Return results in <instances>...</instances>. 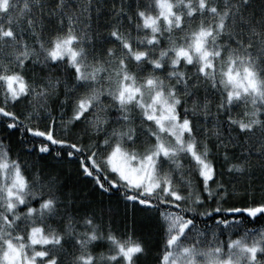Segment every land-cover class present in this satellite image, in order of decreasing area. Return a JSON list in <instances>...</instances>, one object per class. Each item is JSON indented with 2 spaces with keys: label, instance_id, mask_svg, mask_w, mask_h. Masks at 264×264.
<instances>
[{
  "label": "snow or ice",
  "instance_id": "1",
  "mask_svg": "<svg viewBox=\"0 0 264 264\" xmlns=\"http://www.w3.org/2000/svg\"><path fill=\"white\" fill-rule=\"evenodd\" d=\"M152 214L155 264H264V0H0V264H143Z\"/></svg>",
  "mask_w": 264,
  "mask_h": 264
},
{
  "label": "trees",
  "instance_id": "2",
  "mask_svg": "<svg viewBox=\"0 0 264 264\" xmlns=\"http://www.w3.org/2000/svg\"><path fill=\"white\" fill-rule=\"evenodd\" d=\"M21 139L20 135L17 133L15 136L12 137L11 141V147L13 149L14 154L19 152L22 159L28 160V161H34L35 156L28 155L27 153L23 152L22 145L19 143V140ZM237 153L239 152V149H236ZM223 163V154L221 153L220 156L216 158V167L218 171H223L224 169L221 167ZM42 166L45 167L48 171H56L59 172L61 175V178L65 184L64 191H72L74 195L77 197V200H79L80 197L86 196L88 201L92 202L95 208L97 209V212L99 213V210L101 208H109L111 207L115 213L112 219L113 227L117 229L118 231L122 232L124 230V208L122 204H117L115 200H112L109 202V200L105 198H101L98 193L91 191V185L82 181L77 177L76 169L77 164L75 162L69 164L67 162L64 163H58L55 160L47 159L46 161L41 162ZM225 179L227 180L228 177L225 176ZM241 194H238L236 199L230 200L229 204H236V206H243V200L241 199ZM256 198H260V193L257 192ZM105 221L107 222L110 218L109 216L105 215ZM262 223H257L254 225V227H261ZM200 227H203V225H200ZM249 227H253V225H249ZM129 228H131V223L129 221ZM136 234L138 237L144 239L149 247V253L142 258L143 264H155V256L157 251V246H162L161 242V235L159 233V230L156 227V221H155V214H152L151 218H143L136 226Z\"/></svg>",
  "mask_w": 264,
  "mask_h": 264
}]
</instances>
